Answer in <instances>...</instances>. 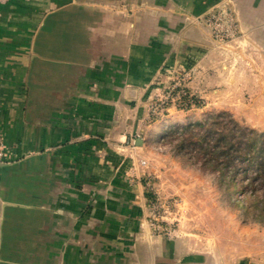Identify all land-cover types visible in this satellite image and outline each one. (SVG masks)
I'll return each instance as SVG.
<instances>
[{"label":"crops","instance_id":"1","mask_svg":"<svg viewBox=\"0 0 264 264\" xmlns=\"http://www.w3.org/2000/svg\"><path fill=\"white\" fill-rule=\"evenodd\" d=\"M219 1L0 4V264H241L220 246L157 235L110 142L114 110L154 76L161 46L179 29L182 43H202L199 17ZM238 1L264 34V0Z\"/></svg>","mask_w":264,"mask_h":264},{"label":"rangeland","instance_id":"2","mask_svg":"<svg viewBox=\"0 0 264 264\" xmlns=\"http://www.w3.org/2000/svg\"><path fill=\"white\" fill-rule=\"evenodd\" d=\"M238 3L222 0L199 17L202 43H182L179 29L172 48L161 46L164 57L154 76L127 92L124 106L114 110L110 142L113 164L125 171L126 181L143 185L157 235L196 249L220 246L239 255L241 264H264L263 192L250 198L246 177L238 176L234 186L196 149L179 150L176 132L202 122L193 130L201 132L214 120L225 125L233 119L264 135V34L250 25L258 15L249 17ZM253 233L256 252L248 258Z\"/></svg>","mask_w":264,"mask_h":264},{"label":"trees","instance_id":"3","mask_svg":"<svg viewBox=\"0 0 264 264\" xmlns=\"http://www.w3.org/2000/svg\"><path fill=\"white\" fill-rule=\"evenodd\" d=\"M222 123L214 120L201 132L193 130L197 126H205L202 122L183 126L176 131L179 133V150L196 149L203 154L205 165L220 171L222 179H230L234 186L238 176L246 177L248 183L244 185L245 192L251 189L249 196L253 198L262 191L263 198L259 202L264 205V135L255 129L242 127L233 119L225 122V125ZM215 124L221 127L214 128ZM251 171L255 172L253 176L250 175ZM260 213L264 215V206Z\"/></svg>","mask_w":264,"mask_h":264},{"label":"built area","instance_id":"4","mask_svg":"<svg viewBox=\"0 0 264 264\" xmlns=\"http://www.w3.org/2000/svg\"><path fill=\"white\" fill-rule=\"evenodd\" d=\"M9 0H0V4L6 3ZM7 157V152L5 150L2 139L0 138V163L4 162Z\"/></svg>","mask_w":264,"mask_h":264},{"label":"water","instance_id":"5","mask_svg":"<svg viewBox=\"0 0 264 264\" xmlns=\"http://www.w3.org/2000/svg\"><path fill=\"white\" fill-rule=\"evenodd\" d=\"M137 142H138V143H141V139H138Z\"/></svg>","mask_w":264,"mask_h":264}]
</instances>
